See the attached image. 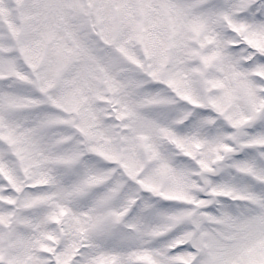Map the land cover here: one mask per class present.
I'll use <instances>...</instances> for the list:
<instances>
[{"label": "snow or ice", "instance_id": "snow-or-ice-1", "mask_svg": "<svg viewBox=\"0 0 264 264\" xmlns=\"http://www.w3.org/2000/svg\"><path fill=\"white\" fill-rule=\"evenodd\" d=\"M0 264H264V0H0Z\"/></svg>", "mask_w": 264, "mask_h": 264}]
</instances>
